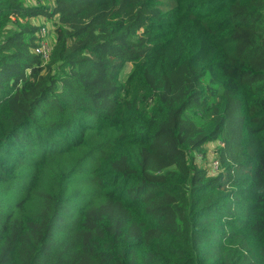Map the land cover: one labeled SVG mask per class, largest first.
I'll list each match as a JSON object with an SVG mask.
<instances>
[{
	"label": "trees",
	"instance_id": "16d2710c",
	"mask_svg": "<svg viewBox=\"0 0 264 264\" xmlns=\"http://www.w3.org/2000/svg\"><path fill=\"white\" fill-rule=\"evenodd\" d=\"M26 1L0 0V264H264V0Z\"/></svg>",
	"mask_w": 264,
	"mask_h": 264
},
{
	"label": "rangeland",
	"instance_id": "374dc122",
	"mask_svg": "<svg viewBox=\"0 0 264 264\" xmlns=\"http://www.w3.org/2000/svg\"><path fill=\"white\" fill-rule=\"evenodd\" d=\"M28 2V3H27ZM41 3L43 4V6H47V4L51 5V1H47V0H41ZM27 5H32L31 4V0L26 1ZM31 22L37 26H40L41 28H45L47 31H49V26L52 27L53 22H55V19H47L46 17H38L35 18L33 20H31ZM52 34V33H51ZM130 70V67H128L126 69V73ZM125 75H122V77H124ZM223 146L221 143H214V144H210V146H207V153L206 156L207 158L205 160H200V156L198 155L197 159H196V164L200 167L206 168L208 174L210 175H214L216 174V172L213 170L215 169L214 167V163H211L212 158L216 159L219 162V150L218 147Z\"/></svg>",
	"mask_w": 264,
	"mask_h": 264
},
{
	"label": "built area",
	"instance_id": "2783aa9c",
	"mask_svg": "<svg viewBox=\"0 0 264 264\" xmlns=\"http://www.w3.org/2000/svg\"><path fill=\"white\" fill-rule=\"evenodd\" d=\"M36 4V3H35ZM38 38V45L34 49V53L41 57V59L46 62L49 58V54L51 51L52 44L49 43L48 37H49V31H47L45 28H41L39 33L36 34ZM211 163H214L215 169H213L215 172H218V165L219 162L212 158Z\"/></svg>",
	"mask_w": 264,
	"mask_h": 264
},
{
	"label": "crops",
	"instance_id": "0c3cea01",
	"mask_svg": "<svg viewBox=\"0 0 264 264\" xmlns=\"http://www.w3.org/2000/svg\"><path fill=\"white\" fill-rule=\"evenodd\" d=\"M52 33V34H51ZM53 25H52V27L51 26H49V37H48V41H49V43H52L53 42ZM212 145V144H211ZM210 146V145H209Z\"/></svg>",
	"mask_w": 264,
	"mask_h": 264
}]
</instances>
